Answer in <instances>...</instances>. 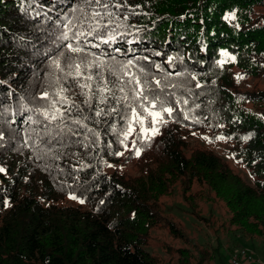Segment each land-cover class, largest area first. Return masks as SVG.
I'll return each mask as SVG.
<instances>
[{"label": "trees", "instance_id": "trees-1", "mask_svg": "<svg viewBox=\"0 0 264 264\" xmlns=\"http://www.w3.org/2000/svg\"><path fill=\"white\" fill-rule=\"evenodd\" d=\"M82 2L0 0V264H161L148 248L151 230L166 223L174 236L187 237L161 205L179 182L187 200L194 183L208 187L235 230L264 238V88L237 79L264 77V0H108L101 23L110 11L105 38H113L105 44L89 37L100 44L90 50H103L106 62L133 60L156 79L172 73L170 84L192 91L167 92L188 103L171 104L176 111L163 115L166 124L146 122L157 134L136 124L125 137L119 114L95 116L73 85L67 95L82 105L94 132L44 144L32 122L43 117L32 109L51 91V59L66 43L57 38L68 31L66 16L76 23L80 13L72 8ZM98 106L120 107L111 100ZM195 131L209 142H230L231 156L253 181L215 150L191 146ZM180 251L181 263L190 264L189 250Z\"/></svg>", "mask_w": 264, "mask_h": 264}, {"label": "snow or ice", "instance_id": "snow-or-ice-1", "mask_svg": "<svg viewBox=\"0 0 264 264\" xmlns=\"http://www.w3.org/2000/svg\"><path fill=\"white\" fill-rule=\"evenodd\" d=\"M115 6L120 7L119 4ZM108 9V0H83L82 4L72 8L73 13H80L78 17H75L76 23L72 18L65 17L66 23L63 26L68 31L62 32L57 38L66 42L63 45L65 50L59 51L51 59L50 66L54 69L49 80L51 91H43L37 97V103L40 106L32 109L33 112L43 117L42 120H32V122L40 124L41 131L37 136L44 144H60L66 138L79 136L81 130L94 132V129L88 128L84 123L88 117L82 116V105L67 95L69 88L73 85L80 89V95L84 97L82 104L93 109L95 116L118 113L125 124L123 131L125 137L135 131L133 125L136 124L140 126V132L145 135L148 132L153 135L157 134L158 129L145 127L146 122H150L151 125L166 124L167 120L163 119V115L165 113L171 115L176 111L171 104L188 103L187 99L177 98L174 93L167 92L169 87L184 88L189 93L192 91L184 84H170L172 73H167L161 79H156L150 70H146L144 66L137 67L133 60L119 62L115 61L114 57H110L112 62H106L101 58L107 55L103 50L99 54L90 50L93 47L99 48L100 44H92L89 37L98 39L105 44L113 38L111 35H108L107 39L105 38V30L108 25L112 24L110 11L107 12L109 16L107 23H101V18L105 14L101 10ZM231 15L234 18L235 14ZM225 19H228V16ZM144 59L148 58L144 57ZM154 67L160 69L161 66L156 64ZM133 68H136V71H133ZM161 71L163 70L161 69ZM57 72L60 75H57ZM175 75L184 76L185 73L176 72ZM192 79L195 77L193 76ZM237 79H242V77L238 75ZM196 87L200 88L202 85L197 83ZM117 92L120 95H117ZM169 96L172 97L171 100ZM94 100L96 101L95 106L93 105ZM109 100L120 107H111L105 110L98 106L107 104ZM74 112L81 115H74ZM29 119L31 120V117ZM71 125L78 127L74 130ZM120 143L123 144L124 141L121 140ZM132 143L135 147V141ZM84 146L87 147V145ZM137 154H139V150H137ZM116 155H123V153L117 152ZM72 198L75 199V197Z\"/></svg>", "mask_w": 264, "mask_h": 264}, {"label": "rangeland", "instance_id": "rangeland-1", "mask_svg": "<svg viewBox=\"0 0 264 264\" xmlns=\"http://www.w3.org/2000/svg\"><path fill=\"white\" fill-rule=\"evenodd\" d=\"M241 84L243 87L264 88V77L241 79ZM147 135L152 133L148 132ZM190 144L215 150L244 178L253 181L244 166L231 156V143L225 138L209 142L205 132L195 131L190 137ZM187 153L189 155L190 151L187 150ZM127 168L133 171L132 166ZM189 193L194 195L193 200L185 198L179 182L171 195L161 198L164 215L176 222L187 235L186 238L174 236L166 223L151 230L148 248L158 256L161 264H182L181 248L189 250L190 264H196L205 256L207 260L204 264H219V257L223 256L227 262L231 254L242 246L253 250L256 256L264 259V238H245L240 231L235 230L230 223L231 213L228 208L208 187L194 183Z\"/></svg>", "mask_w": 264, "mask_h": 264}, {"label": "built area", "instance_id": "built-area-1", "mask_svg": "<svg viewBox=\"0 0 264 264\" xmlns=\"http://www.w3.org/2000/svg\"><path fill=\"white\" fill-rule=\"evenodd\" d=\"M226 264H264V259L256 256L253 250L242 246L231 254Z\"/></svg>", "mask_w": 264, "mask_h": 264}]
</instances>
